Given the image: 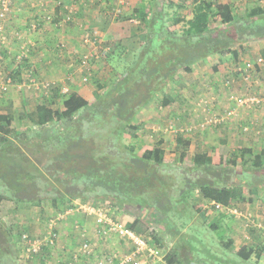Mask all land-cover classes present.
<instances>
[{
  "label": "trees",
  "instance_id": "16d2710c",
  "mask_svg": "<svg viewBox=\"0 0 264 264\" xmlns=\"http://www.w3.org/2000/svg\"><path fill=\"white\" fill-rule=\"evenodd\" d=\"M192 9L193 18L181 35L170 32L169 28L185 18L177 12L168 16L161 10L148 19L138 39L131 37L119 42L112 53L123 60V71L108 86L96 84L91 101L70 91L59 111L53 112L42 104L18 118V122L0 115V218L3 201H12L20 209L41 207L44 201H49L54 210L63 211L79 199L107 204L117 210L127 208L137 213L146 210L169 235L177 237L181 230L172 218L175 215L190 214L192 220L196 214L203 224L213 231L217 229V219L208 220L207 211L201 205L187 203L193 191L223 207L239 198L245 203L255 201V196L245 197L240 190L236 191V185L227 179L232 172L214 169L209 155H195L191 167L171 165L164 161V149L155 147L163 144L161 140L154 147L140 149L123 141L138 138L137 128L130 126L134 116L174 82L178 74L192 73L194 64L212 55L228 53L236 58L233 46L242 40L262 39L264 42L263 14L254 16L257 12L253 11L237 20L232 5L211 0H193ZM253 17L259 18L254 20ZM212 18L218 20L219 28L210 27ZM126 48L134 49L128 61L122 57ZM259 53L264 58V49ZM12 79L14 83L19 81ZM178 87L183 89L185 85L179 81ZM166 98L174 101L169 95ZM53 125L55 131L44 134L46 128ZM219 143L217 151L221 160L231 149L224 139ZM174 150L181 154L184 151L180 135L175 137ZM237 152L246 166L247 157H252L251 151L239 149ZM251 167H255L254 159ZM127 226L144 236L150 227L141 215ZM19 236L0 219V264L17 260ZM154 241L161 245L159 239ZM219 242L224 251L232 250L231 240L223 242L220 235ZM190 250L196 248L190 244ZM261 251L257 247H242L236 255L247 261L252 254L260 258ZM202 253L208 255L205 250ZM163 263L195 264L188 257L179 259L174 248L167 251Z\"/></svg>",
  "mask_w": 264,
  "mask_h": 264
},
{
  "label": "rangeland",
  "instance_id": "374dc122",
  "mask_svg": "<svg viewBox=\"0 0 264 264\" xmlns=\"http://www.w3.org/2000/svg\"><path fill=\"white\" fill-rule=\"evenodd\" d=\"M127 1L128 0H126V3ZM211 1H223L224 3L232 5L234 16L237 20L245 18L246 14L253 11L257 12L254 16L260 14L264 15V0ZM107 2L108 0H106V3ZM147 2H149L147 5L145 3H140L138 6L130 7L131 13L129 14L127 13L129 9H125L126 3L119 8V11L114 12L115 9L112 11L109 10L110 18H107V20H114L112 31L116 32L115 35L112 33L109 34L112 39L103 40L102 32L98 31V26L100 25L99 28L102 27L101 23L96 26L95 24H90V27L95 26L93 30L81 28L82 43L86 48L85 51L82 52V54L79 52L72 60H67L68 65L62 69L63 72L53 77L44 74L43 71H38L36 66L32 67L33 65H30L26 55L27 51L29 55L31 49L29 45L27 47L28 49L26 47L22 49V53H19L21 54L19 57L13 56V60H15L13 64H15V67L10 71L6 64L7 57L10 53H7V50H5V45L8 47L10 46L8 42H5L4 45H0L1 65H3L4 70L8 72L9 78L12 76L15 79L17 76L19 77L17 83L20 85L16 87H18L20 91H23L24 94L31 97L32 103L27 107L29 113L32 112L30 110H33L42 102V104L48 105L53 112L61 110L62 100H64L65 95L69 92L68 88L71 90L78 88V81L83 84L87 83L88 91L86 92L88 93V99L92 100L91 91L96 84L108 86L113 83L117 76L123 71V60H119L116 56H113L115 55L112 53L113 50L115 52L117 45H119V42L123 38L128 39L129 37H135L138 39L143 33L144 25L147 24L148 19L157 11L160 13V11L163 10L164 13H168V16L177 12L185 17L182 23L170 27V32L181 35L188 29V21L190 22L192 18L193 0H148ZM180 4L184 5V7H178ZM173 5L177 6L173 7ZM70 13L69 19H65L67 12L63 15L65 19V23L63 24H71L74 22V20H72V12ZM46 16H48V14ZM258 18L259 17H253L254 20ZM44 19L46 21H51V18L44 17ZM83 24L85 25L86 23ZM166 26L168 25L166 24ZM210 27L219 28L218 20L212 18ZM105 28L109 29V24H107ZM132 42L134 44V40ZM237 43H235L233 49L235 52L237 51L240 53L242 59H240L239 55L235 58L227 53L209 56L204 61L199 62L200 64L196 63L193 65V68L195 67L194 72L196 71L202 74L203 77L209 76L211 79L212 77L221 78L219 86L212 84V80L205 82L204 85L201 84L202 82L198 83V85L201 84L199 86V94L196 98L192 97L191 102L186 104L188 107L186 106V109L183 111L184 107H178L175 102H171L166 98V95H169L176 99L178 91L184 92L190 88V86H188L190 83L188 76L191 75V73L188 75L181 72L174 82L164 87L156 98L147 103L145 107L134 116L130 126L137 128L138 138L135 140L125 138L123 140L127 145L133 144L137 149L143 146L154 147L157 142L161 140L163 144L155 147L164 149V161L171 165L181 164L186 167H191L193 166L192 160L195 155H209L213 158L212 166L214 169L230 170L232 172L230 178L227 179L230 180L233 185H236V191L240 190L242 196L245 195V197L255 196V201L253 203H248L251 206L250 208L238 197L239 200L232 202L227 207L216 212L212 205L213 202L205 200L198 191H193L187 203L195 206L201 205L202 209L207 211L209 216L208 220L217 219V229L214 231L210 229L206 223H202L201 219L196 214L193 215L194 218L192 220L190 214L184 217L175 215L172 218L175 220L177 228L181 230V233L177 237L169 235L168 232L165 231V227L159 222L153 221L150 213L145 212L146 210H139L137 213V211L127 210V208H124L125 210L118 209L117 211L113 209L116 219L121 221V224H123L122 222H124V224L132 223L138 215H141L145 220L147 219L150 226L148 229L149 232L145 236H141H143L150 245L168 252L170 249L174 248L179 255V259L185 260L188 257L195 264H264V236L262 237L257 232V228L254 227L256 224H258V227L261 223H263L262 225L264 227V142H258L253 146L252 141H250L252 140L251 137L259 139V137L264 134V124L253 126L254 123H251L252 119H247L250 117L247 114L256 110L264 115V107H261L264 106V101L257 105H245L248 101L247 99L251 97L264 100V87L261 89L264 82L260 80V76L264 75V60L260 64L257 63L258 59L261 58L259 52L262 49L259 44L264 48V42L262 39H257L245 42L242 40V43ZM249 43H252L251 47ZM80 46L84 48L82 44H80ZM132 52L134 53L133 48H126V52L122 57L127 61L131 60L133 56ZM110 53L112 54L111 58L109 57ZM241 60L242 63L244 62L243 65ZM196 65L200 67L199 70ZM26 70H30L31 76L35 80V85L38 87L29 85V82L24 77ZM179 81L184 83L185 87L183 89L178 87ZM21 83L22 85L24 84V86H22ZM207 83H211L210 86ZM12 86H15L14 82L11 87ZM52 87H54L55 90H53ZM191 88L194 89L195 87ZM254 90L257 92H254ZM100 91L102 92L103 89ZM213 91L220 97L218 96L216 99H213L211 95ZM223 97H225V102H222ZM238 98H242L245 103L239 105V103L235 101ZM206 99L208 101H205ZM26 113L27 112L21 113L22 116L20 117H25ZM14 122H18V120ZM229 126H234V129L232 127L230 130L228 128ZM52 127L53 128L47 127L44 134H50L52 131H55V125ZM233 130L234 134H231ZM253 132L258 134L253 136L251 135L254 134ZM177 135L182 136L184 140V151L182 154L174 150L175 137ZM230 136L233 138V141H231L229 145L227 144V139L224 140H226V146L231 149V151L224 153L220 160L217 151L220 145L219 140L223 139L222 137H229L230 141ZM249 146L251 148H249ZM247 148L251 151L252 157H247V164L244 166L241 158L237 156V151ZM246 155L247 154L244 153L245 157ZM252 159L255 161L254 168L251 167ZM209 179L212 180V177L209 176ZM227 179L226 182H228ZM11 202L12 201H3L1 203L0 219L5 227L13 231L16 237L24 233L32 237H39L42 235V233L40 235H34L35 233H33L31 227H24L23 221H28L26 218H28L30 222H38L40 227L45 225L43 226L44 228L47 226L45 223L48 222L47 224H49L50 220L59 215L56 214L55 217L53 216L51 211L54 210L49 201H44L41 205L42 208L32 207L29 212H26V209L15 210L17 205ZM101 206L107 207L108 205L77 199L72 201L66 209H75L76 211H74V215L72 214V218L76 217V221L87 219L86 225H90L93 223L92 219L94 218V213L91 214L90 211ZM17 210L21 211L17 212ZM89 218L92 223H90ZM77 225H75V229L78 237L79 228ZM151 233L153 236H151ZM220 235L223 242H228L229 240L233 242L231 251H224L220 247ZM20 236L18 239V246L16 247L19 250L16 256L17 260H7V264H37V258H35V256L26 260L22 255V246L21 244L19 245ZM181 236H183L184 239L181 238ZM110 239L112 240L110 245H107L108 249L106 252H111V254L113 251H116V253H124V242L115 237H111ZM154 239H159L161 245H158ZM188 239L191 241L188 242ZM189 243L192 244L196 250H190ZM242 247H251L253 249L257 247L262 249L260 258H256L252 254L247 261H243L236 255V252ZM102 249L103 247L100 245V250ZM202 250L207 251L208 255H203ZM103 255L104 253L97 254L96 251H94L91 256H98L100 258ZM205 256L208 257L205 258ZM159 258L153 260V257H151V260L145 262L146 264H164V260L163 262L158 261ZM218 259L221 261L216 262Z\"/></svg>",
  "mask_w": 264,
  "mask_h": 264
},
{
  "label": "crops",
  "instance_id": "0c3cea01",
  "mask_svg": "<svg viewBox=\"0 0 264 264\" xmlns=\"http://www.w3.org/2000/svg\"><path fill=\"white\" fill-rule=\"evenodd\" d=\"M147 1L148 0H128L125 9H129L127 11V13L129 14L131 13L130 7L138 6V4L140 3H145L147 5L149 3ZM222 3L224 2L222 1ZM115 6H116V0H108L107 3L106 0H12L11 10L6 20L0 21V26H2V30L0 33V45H4L5 42H8V45L10 46L8 47L7 45H5V50H7V53H10L11 55V56L8 55L7 57L6 64L8 69L12 71L13 68L15 67V64H13L15 61L13 60V56L19 57L21 55L19 53H22V49L24 47L27 48L29 45L31 49L29 55H28V51L26 55L30 65L31 64L33 65L32 67L36 66L38 71L40 72L43 71L44 74H48L49 76L52 77L56 74L63 72L62 69L68 65L67 60H72V58L76 57L79 52H81L80 54H82V52H84L86 49L84 47V44L82 43L81 32L83 28L85 29L90 28L93 30L97 24L101 23L102 27L99 28L100 26L99 25L98 31L102 32L103 40L112 39L109 36V34L112 33L113 35H115L116 33L112 31L114 26L113 25L114 20L112 19L107 20V18L108 19L110 18L109 10L112 11ZM67 11L72 12V20H74V22L71 24H63L65 23L64 22L65 19L63 18V15ZM47 14L48 16H46ZM44 17H49V19L51 18V21H46ZM191 17L193 18V12L191 14ZM83 23L86 24L84 25ZM90 24L91 25L95 24V26L90 27ZM107 24H109V29L105 28ZM128 39L123 38L120 42H126V40ZM80 44H82L84 48H82ZM251 44L252 43H249L250 47ZM259 46L260 48L264 49L263 46H261L260 44ZM236 53H237V57L238 55L240 56L239 52L236 51ZM240 59H242L241 56ZM199 68L200 67L197 66L198 70ZM194 69L195 67L193 68V72L191 73V75L188 74L189 75L188 78L190 79V83L188 84V86H190V88H188L184 92L178 91L177 98L176 99L173 98L174 99L173 102H175L178 107H184L183 111L186 109L187 106L186 104L191 102L192 97L196 98V96L199 94L200 92L199 86L201 84L204 85L205 82L212 80L211 81V83L213 82L212 84H214L215 86H219V82L221 80V78L218 77H212V79L209 76L203 77L202 74L196 71L194 72ZM18 78L19 77L17 76L16 79ZM260 80L261 82L262 81L264 82V75L260 76ZM200 82L202 83L198 85V83ZM211 83H207V84L210 86ZM77 85L78 88L74 90L68 88L69 92L75 91L87 100L88 99V93L86 92L88 91L87 83L83 84L80 81H78ZM191 87H195V88L193 89ZM263 87L264 85L261 86V89ZM254 92L257 91L254 90ZM211 95L213 96V99H216V97L219 96L218 94H216L215 91H213V94ZM87 101H91V100L88 99ZM205 101L208 100L206 99ZM222 102H225V97H223ZM31 103L32 102L30 96H27L26 94H24L23 91H20V89H18L16 85L12 86L9 88L8 92L0 95V115H7L9 118H11L14 121L18 120V118L22 116L24 112L29 113L27 107H29ZM42 103H39L38 106L42 105ZM36 107L30 111L33 112L36 109ZM252 112H249L247 114L250 116L247 119L250 118L252 119L251 123L252 124L254 123L253 126H259L261 124H264V115H262L261 112L258 110ZM232 127L234 129V126H229L228 128L231 130ZM231 134H234V130L231 132ZM256 134L258 133L255 132L254 134L251 135L255 136ZM222 138L227 139L228 145L230 144L231 141H233V138L231 136H230V141H229V137H222ZM251 139L252 140L250 141H252L253 146L256 145V143L258 142L262 143L264 142V134H262L261 137H259V139L253 137H251ZM249 148L251 147L249 146ZM245 204L249 206V207L247 206L248 208L251 207L250 204L248 203ZM38 208H42V207H38ZM16 209H20V208L16 207L15 210ZM30 209H32V207ZM30 209H26V210L23 209V210L29 212ZM19 211L21 210H17V212ZM74 211L76 210L65 209L63 211H56V210L51 211L54 217L56 216V214H62V215L64 214L63 219H61L58 222L59 238L54 245L50 247H43L40 254L35 256V258H37V264H65L71 259L72 252L79 243V240L76 235L75 225L78 224L77 226H79L81 224L82 225L87 224V219L76 221L75 220L76 217L72 218L74 215ZM26 219L28 221L26 220L23 221L24 227L26 226L31 227L33 233H35L34 235H40L41 233L43 234L45 232L46 227L43 228V226L45 225H42L40 227L38 222L33 223L30 222L28 218ZM47 223L45 224L47 225ZM90 223H92L91 219H90ZM262 224L263 223H261V225ZM88 226H91V224ZM257 231L262 237L264 236V234L260 232V230ZM111 240L112 239L110 238H107L105 240L94 236L93 238H90V242L93 245V250L96 251L97 254L104 253V255L109 254V252H106V250L108 249L107 245H110ZM100 245H102L103 247L102 250H100ZM98 259H99L98 256L83 258L82 264H97Z\"/></svg>",
  "mask_w": 264,
  "mask_h": 264
},
{
  "label": "built area",
  "instance_id": "2783aa9c",
  "mask_svg": "<svg viewBox=\"0 0 264 264\" xmlns=\"http://www.w3.org/2000/svg\"><path fill=\"white\" fill-rule=\"evenodd\" d=\"M125 3L126 0H116L114 12L119 11V8L124 6ZM11 6L12 0H0V21L6 20L11 10ZM69 15H71V13L70 11H67L65 19H69ZM1 30L2 26H0V33ZM262 62L263 59L260 58L258 59L257 63L260 64ZM24 77L29 82V85L38 87L35 85V80L32 78L30 70H26ZM12 84L13 79L12 77L9 78L8 72L4 70V66L1 65L0 56V94L6 93ZM14 84L16 86L20 85L19 83ZM22 86H24V84ZM247 100L248 101L246 103L242 100V98H238L235 101H237L239 105H243L244 103L245 105H257L264 101L263 99L255 97L248 98ZM212 205L216 211L224 208L218 203L213 202ZM113 209L117 211L116 207H109V205L107 207L101 206L90 211L91 214L94 213V218L92 219L93 223L91 224V226H88L86 224L77 226L79 228L77 237L79 243L73 250L71 259L65 264H82L83 258L91 257L94 252L93 245L90 242V238H93L91 236L105 240L107 238L115 237L121 239V241L125 244L124 253H116V251H113V255L111 254V252L109 254H105L97 260V264H146L148 260H151V257H153V260L161 257L158 261L163 262L167 251L161 248L158 249L157 247L150 245L143 236L133 232L130 228H128L126 223L124 224V222H122L123 224H121V221H118L116 219L113 213L115 211H113ZM63 217L64 214H59L56 216V218L50 220L49 224H47L46 226L47 228L45 230V233H43L39 237H32L27 233H24L20 236L19 245L21 244L22 246L21 252L26 260L38 255L43 247H50L57 242L59 238L57 224L61 219H63ZM257 225L258 224L254 226L255 228H257L256 230H260V232L264 234V227L261 225L257 227Z\"/></svg>",
  "mask_w": 264,
  "mask_h": 264
},
{
  "label": "clouds",
  "instance_id": "9594fccd",
  "mask_svg": "<svg viewBox=\"0 0 264 264\" xmlns=\"http://www.w3.org/2000/svg\"><path fill=\"white\" fill-rule=\"evenodd\" d=\"M209 202H213V201H209ZM214 203H215V202H214ZM216 212H217V211H216ZM257 232H258V231H257ZM39 254H40V253H39ZM39 254H38V255H39Z\"/></svg>",
  "mask_w": 264,
  "mask_h": 264
}]
</instances>
